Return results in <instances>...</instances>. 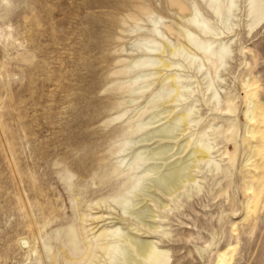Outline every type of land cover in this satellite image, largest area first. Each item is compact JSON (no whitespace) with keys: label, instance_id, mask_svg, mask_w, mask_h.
<instances>
[{"label":"rangeland","instance_id":"374dc122","mask_svg":"<svg viewBox=\"0 0 264 264\" xmlns=\"http://www.w3.org/2000/svg\"><path fill=\"white\" fill-rule=\"evenodd\" d=\"M181 1L197 4L231 52L212 87L206 69L167 56L179 67L164 76L178 71L188 86L167 103L154 98L161 78L145 74L154 65L133 63L154 55L140 38L167 40L142 8L210 38L189 11L171 0H0V264H115L129 225L155 230L166 264H217L219 251L227 264H264V16L254 22L235 0L225 23L209 0ZM182 111L192 114L185 135L179 125L167 159L152 157V131ZM192 139L213 146L221 169L200 163L174 197L152 195V168L186 158ZM144 206L154 218L138 223L129 212ZM103 228L116 229L107 255Z\"/></svg>","mask_w":264,"mask_h":264},{"label":"bare ground","instance_id":"6f19581e","mask_svg":"<svg viewBox=\"0 0 264 264\" xmlns=\"http://www.w3.org/2000/svg\"><path fill=\"white\" fill-rule=\"evenodd\" d=\"M247 2L249 15L252 17L254 22L264 16V0H247ZM171 3L177 7V10L180 13L189 11V17H186L187 15H182V18L186 17V21L188 23L195 25L201 33H204V35L209 34L211 37L201 39L196 33L187 29V27L180 26L179 28H176L171 24L163 23L161 22V17L153 16L149 13V10L146 7L142 8V11L148 15V18L152 22V31L154 34L162 35L167 38V40L165 41V44L157 42L158 45H155L152 44V42H156V39L150 40L148 38H140L138 42L144 46L148 52H152L154 55H146L138 60H134L133 63L137 67L154 65L155 69L145 74L161 78V87L154 94V98L166 96L167 103L180 102L184 96L183 90L188 87L182 85L185 78L178 71H172L168 75L164 76L163 73H166L167 70L173 67L175 68V66L179 67V65H176L174 62L166 59L168 58L167 56L182 55L186 60H188L189 65L195 64L199 70L206 69L209 75H211L208 84L212 87L214 85V74L217 73V68L220 65L222 66L224 58L231 52V41L223 39L220 32H218V30L211 25L210 20L201 13L196 3L191 4L188 2H182L181 0H171ZM208 3L217 17H219L221 21L224 20L225 23L230 20L231 10L233 9L234 4H236L235 0H209ZM161 25H163L167 31L163 30ZM166 32H170L178 38L182 37L184 39V43L171 40ZM168 72L169 71H167V73ZM213 97L217 98L215 92ZM249 104L250 107H248L249 109L246 113L249 114V117L252 120L254 119L255 114L253 115V112L251 113L250 111L252 106H254V103L252 104V101H250ZM191 115L192 114L189 111L178 112L171 118V120H169L170 122L162 125L161 127L154 128L152 134H154L155 137L158 136L160 138V143L157 147L150 151L152 157L164 158L163 155L167 154L173 141H177L175 130H177V127L181 125L180 128L184 127L182 130L183 135H185V125L190 124L192 121ZM203 136L201 134L202 139ZM189 143L193 146L186 158L178 157L175 161L173 159V162L167 164L163 169H160L159 165L152 168L156 170L157 175L150 180L153 185L148 187L152 189V195L158 194L166 198L171 196L174 197L179 190L185 188L193 181L195 182L192 174V168L199 166L200 163H207L208 165L214 164L216 169H221V164L216 161L215 156L213 155V146L209 143H205L204 140L201 139H195L193 141L190 140ZM166 159L167 158H164V160ZM143 190H141V192ZM154 198L155 197L152 196L151 199L148 198V200L153 201ZM145 209H147L146 206L143 208L139 207L130 211L129 214L138 223H143L144 217L146 218L147 216L153 219L154 215H150L151 211L147 213ZM97 218L98 217H96V219ZM154 221L155 220H152L150 225L153 224ZM129 226V231L126 235H124V242H126L127 248L125 252H122L121 258L115 264H166L168 261V251L161 248L157 241L150 238V234H153L155 230L145 228L143 231L144 227L140 228L134 225ZM151 226L153 227L154 225ZM115 231L116 229L107 231L106 228H103L98 233L97 248L106 255L111 254L114 251V246L111 244L112 242L110 241V237ZM67 235L69 236L70 244L74 248H77V238L74 228H70L67 231ZM228 254L226 251H219L217 264H227V261H229ZM92 264H95L94 261H92Z\"/></svg>","mask_w":264,"mask_h":264}]
</instances>
